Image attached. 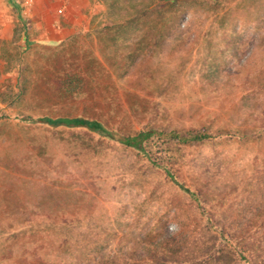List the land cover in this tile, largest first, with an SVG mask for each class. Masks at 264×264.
<instances>
[{"label":"rangeland","instance_id":"374dc122","mask_svg":"<svg viewBox=\"0 0 264 264\" xmlns=\"http://www.w3.org/2000/svg\"><path fill=\"white\" fill-rule=\"evenodd\" d=\"M107 1L0 0V264H264V0Z\"/></svg>","mask_w":264,"mask_h":264},{"label":"trees","instance_id":"16d2710c","mask_svg":"<svg viewBox=\"0 0 264 264\" xmlns=\"http://www.w3.org/2000/svg\"><path fill=\"white\" fill-rule=\"evenodd\" d=\"M219 3L220 0H216ZM168 2L178 3V0H139V1H123L118 2L117 0H111L107 3V8L113 13L107 14L108 18L111 20L110 25H106V28L115 29V30H126L130 28L138 29L144 23L153 24L154 17L153 13H158V7L161 5L167 4ZM123 7H128V11L125 13H120L119 11ZM151 14L148 15V14ZM39 122H43L52 126L64 125L68 127H85L93 132H96L102 136L114 137L115 134L113 131L108 129L101 121L97 119H89L85 117H49L42 116L36 119ZM152 134V131H141L135 135L131 136H119L118 140L124 144L130 145L138 150L143 151V141L149 138ZM170 136H175L180 141H200L209 138L211 135L205 131H187L185 133H174L173 131L169 132ZM168 175L173 179L172 175L167 171ZM179 186L190 193L192 197L195 196L188 188L184 187L182 184Z\"/></svg>","mask_w":264,"mask_h":264},{"label":"built area","instance_id":"2783aa9c","mask_svg":"<svg viewBox=\"0 0 264 264\" xmlns=\"http://www.w3.org/2000/svg\"><path fill=\"white\" fill-rule=\"evenodd\" d=\"M26 2H28V0H26ZM58 12H59V13L64 12V9L62 8V6H59V8H58Z\"/></svg>","mask_w":264,"mask_h":264},{"label":"crops","instance_id":"0c3cea01","mask_svg":"<svg viewBox=\"0 0 264 264\" xmlns=\"http://www.w3.org/2000/svg\"><path fill=\"white\" fill-rule=\"evenodd\" d=\"M63 1H64V0H63ZM74 1H75V0H68V2H71V3L74 2Z\"/></svg>","mask_w":264,"mask_h":264}]
</instances>
